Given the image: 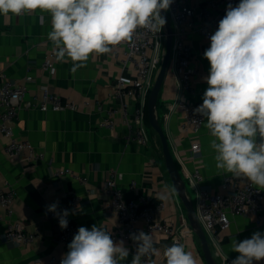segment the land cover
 I'll return each instance as SVG.
<instances>
[{"label":"crops","instance_id":"0c3cea01","mask_svg":"<svg viewBox=\"0 0 264 264\" xmlns=\"http://www.w3.org/2000/svg\"><path fill=\"white\" fill-rule=\"evenodd\" d=\"M205 1L188 0L192 5ZM50 31L51 16L47 12L37 10L19 17L0 15V72H5L15 81H24L27 76L33 78L28 83L25 100L40 95L41 86L49 85L63 98L78 104L88 99L100 101L105 109L120 105L110 94L120 78L135 76L133 66H124L111 52L102 55L93 53L86 66L74 74L70 71L72 62L67 58L65 62L58 61L55 71L49 74L42 64L54 49L48 39ZM190 43L193 49L191 67L197 72L195 90L192 94L183 93L171 59L159 94L157 115L186 184L187 194L196 205L198 188L189 181L191 172L200 169L203 181L199 187L210 192L219 191L224 178L231 174L216 167L215 153L210 147L212 137L205 124L198 138L201 153L192 158L190 145L193 137L183 129V112L172 108L177 97L193 104L203 103V94L208 87L203 78L209 74L210 65L203 53L210 46V41L194 34ZM127 103L130 112H133L136 103L131 99H127ZM104 118V114L90 110L47 113L21 110L15 125L16 138L30 141L45 154V159L35 165L27 160H9L3 152L7 139L0 133V185L8 182L16 194L13 217H7L0 208V264H49L52 256H61L65 252L64 246L57 242L56 222L26 190L29 184L39 190L48 206L56 203L59 208L68 204L70 217L77 226L90 230L97 225L112 235L116 231V222L106 210L109 198L104 194L103 187L113 172L118 175V186L126 198L151 194L155 201L165 204L157 217L172 224L177 229L178 238L173 240L160 233L152 235L154 247L159 252L155 257L158 264H165L164 249L173 242L183 244L186 251H191L198 264H207L201 243L189 225L186 208L166 170L158 135L149 127V144H137L131 140L121 118H115L112 128L101 126ZM58 169H69L76 177L86 178L87 181L82 183L70 174L57 178L54 172ZM133 182L136 183V190L131 187ZM73 197L79 199L75 205ZM14 220H21L29 232L37 231L38 238L24 245L5 242L2 236L6 226ZM257 231L264 233V208L259 218L233 217L228 228L218 231V243L209 242L216 262L231 264L239 255L232 251L231 242L251 238ZM124 244L129 249V256L121 264H131L133 246L126 241ZM253 264H264V260L254 261Z\"/></svg>","mask_w":264,"mask_h":264},{"label":"clouds","instance_id":"9594fccd","mask_svg":"<svg viewBox=\"0 0 264 264\" xmlns=\"http://www.w3.org/2000/svg\"><path fill=\"white\" fill-rule=\"evenodd\" d=\"M173 0H0V15L22 16L40 10L51 16L48 39L58 61L72 62L74 74L85 67L91 54L112 51L131 41L138 28L160 32L166 23L161 11ZM203 56L209 74L203 103L194 112L206 119L212 137L216 167L233 177L244 178L264 189V0H239L227 6L225 16L210 36ZM56 213L61 229L68 227L70 212ZM80 206L77 205V210ZM72 214H75L74 212ZM137 247L131 264H143L149 253L159 255L150 234L130 235ZM60 264H121L129 249L115 242L111 232L93 225L79 227ZM239 255L231 264H253L264 260V233L231 242ZM165 264H198L191 251L173 242L164 249Z\"/></svg>","mask_w":264,"mask_h":264},{"label":"built area","instance_id":"2783aa9c","mask_svg":"<svg viewBox=\"0 0 264 264\" xmlns=\"http://www.w3.org/2000/svg\"><path fill=\"white\" fill-rule=\"evenodd\" d=\"M235 7L238 0H206L202 4L192 5L188 0H173L167 10L173 27V46L171 59L174 61L175 73L184 94H192L195 90L194 78L196 70L191 67L193 49L190 37L194 34L201 35L206 41L217 30L219 21L224 17L227 6ZM166 34L165 28L160 32H152L138 28L131 41L121 42L112 47V55L120 60L124 66L132 65L135 76L130 79L120 78L115 90L110 94L119 101L120 105L105 109L98 100H84L78 104L65 99L54 92L49 85L41 86L40 95L30 100H25L28 92V83L33 80L27 76L24 81L10 79L5 72H0V133L7 139L4 147L5 156L12 161L27 160L34 165L45 159V154L35 148L26 140H19L15 136V125L19 112L23 109L39 110L41 112H77L81 110L96 111L104 114L101 126L112 128L115 118L119 117L126 125L129 136L137 144L148 145L151 137L147 124V102L154 86L156 73L160 67L165 53ZM170 59V61H171ZM58 62L54 51L45 57L42 68L49 74L53 73ZM127 99L136 103L133 112ZM202 104V103H201ZM201 104L190 103L177 97L173 110H180L184 115L183 129L193 137L190 145L192 158L201 153L199 135L206 119L194 112ZM66 174L75 176L69 169H58L54 176L60 178ZM189 181L197 186L196 214L202 224L209 242L218 243L219 230L229 227L231 219L237 216H252L259 218L264 208V189H260L244 178L227 176L224 178L219 191L210 192L199 187L203 176L199 168L189 174ZM82 183L86 178L76 177ZM118 175L111 174L105 181L103 192L109 198L106 210L115 219L116 231L111 235L117 242L124 240L133 246V255L136 252V243L130 235L143 231L151 236L160 233L168 238L177 240V229L166 221L159 220L158 212L164 210L165 204L157 202L151 194L139 195L136 198H126L123 190L117 183ZM136 190V183H132ZM79 199L72 198V203L77 204ZM16 194L8 182L0 185V208L7 217L14 216ZM69 210L68 204L57 208L58 212ZM70 212V211H69ZM49 216L58 227L57 242L64 246L65 252L61 256H52L49 264H60L63 255L68 251V244L77 233V226L67 217L68 227L61 229L56 213L50 212ZM189 233V232H188ZM38 232L27 231L21 220H14L7 224L2 236L5 242L11 244L33 243L38 238ZM156 254L149 253L142 258L143 264H158ZM40 264V262H36Z\"/></svg>","mask_w":264,"mask_h":264},{"label":"water","instance_id":"95a60500","mask_svg":"<svg viewBox=\"0 0 264 264\" xmlns=\"http://www.w3.org/2000/svg\"><path fill=\"white\" fill-rule=\"evenodd\" d=\"M161 15L166 20V23L164 25L165 34H166L165 53L163 55L160 67L156 73L154 86L150 92L147 102L148 122L151 129L159 137L162 148V156L165 162L166 170L169 174V177L173 183V186L179 198L181 199L183 205L186 208L189 225L201 243V248L205 261L207 264H218L215 260V256L211 248V245L209 243L206 232L197 217L194 202L192 201L191 198H189L187 194L186 184L181 176V172L171 152L167 135L164 132L157 115L159 94L169 68V63L172 55V46H173V27L170 17L168 15V12L163 10L161 11ZM26 190L45 212L47 213L51 212L47 210L48 205L46 201L40 194L39 190L33 184H29L26 187Z\"/></svg>","mask_w":264,"mask_h":264},{"label":"trees","instance_id":"16d2710c","mask_svg":"<svg viewBox=\"0 0 264 264\" xmlns=\"http://www.w3.org/2000/svg\"><path fill=\"white\" fill-rule=\"evenodd\" d=\"M147 124L149 125V122H148V114H147ZM150 127V126H149Z\"/></svg>","mask_w":264,"mask_h":264}]
</instances>
